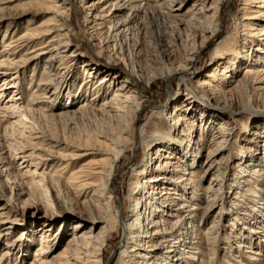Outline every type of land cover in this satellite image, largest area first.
<instances>
[{
  "label": "rangeland",
  "instance_id": "obj_1",
  "mask_svg": "<svg viewBox=\"0 0 264 264\" xmlns=\"http://www.w3.org/2000/svg\"><path fill=\"white\" fill-rule=\"evenodd\" d=\"M99 1L56 0L55 5L65 2L69 8L66 44L61 42L63 46L58 47L61 57L54 62L57 70L50 72H58L56 77L51 76L58 92L49 95L48 102L27 105L32 99V86L48 77L42 74L45 57L20 62L19 55L25 51L19 52L21 47L12 50L6 42L18 37L28 25L47 26L58 17H54L50 0H0V62H5L0 66V104L10 105L9 110H0V210L17 221V226L9 229L8 239H0V256L3 249L10 250L0 264H28L40 235L53 237L60 229L55 240L48 239L52 248H46L59 251L74 231L71 223L85 221L91 215L102 218L94 231L105 222L113 228L101 250L102 264H120L123 230L112 217L118 210L120 221L129 218L132 174L154 163L153 175H157L163 159L155 149L148 152L145 141L154 131L167 138L180 137L186 119L196 124L187 143L196 173L203 170L199 166L214 145L211 139L218 126H223L227 142L217 172L222 182L201 199L206 205L214 197L217 206L204 225L205 217L197 226L204 229L212 225L202 258L208 264H264L263 260L249 262L245 258L253 255L247 250L264 254V215L258 216L257 224L249 222L260 230L258 234L241 232L243 225L234 217L244 208L239 206L241 194L248 188L255 195L248 204L264 206V180L253 175L254 179L247 181L237 172L247 160L251 163L244 166L248 171L257 164L258 170L264 169V79L257 83L255 78L242 75L246 67H264V44L247 40L241 32L238 24L244 0H218V8L208 13L198 10L197 0H142L145 12L127 8L112 18L105 15L118 0ZM124 3L129 5L131 0ZM166 5L181 9L170 15ZM123 24L126 31L117 33ZM188 58H194L190 75L185 79L167 77ZM210 73L213 77L207 76ZM103 78L107 80L98 85ZM207 78L215 90L199 86ZM84 79L89 83L84 84ZM125 81L135 91L134 102L126 104L118 120H113L100 108L114 87ZM140 100L137 119L133 120V110ZM83 103L86 107L80 108ZM176 115L186 119L175 130L171 123ZM122 129H131L132 140L114 167V193H110L113 207L106 212L107 198L100 196L106 186L110 187L106 172L96 179L95 186L83 190L79 187L81 178L76 184L64 182L83 162L107 156L96 153L97 141L102 139L99 135L116 138L123 135ZM168 146L173 155L182 149ZM195 149H199V155L193 153ZM83 152L92 154L79 157ZM206 182L207 178L203 186ZM219 209L220 214H216ZM253 214L250 211V216ZM84 225L87 229L89 223ZM197 258L189 264H197Z\"/></svg>",
  "mask_w": 264,
  "mask_h": 264
},
{
  "label": "bare ground",
  "instance_id": "obj_2",
  "mask_svg": "<svg viewBox=\"0 0 264 264\" xmlns=\"http://www.w3.org/2000/svg\"><path fill=\"white\" fill-rule=\"evenodd\" d=\"M50 1L52 7L55 9L54 17H58L55 22L53 21L52 24L47 26L41 24H36L34 26L28 25L18 37L11 38L10 41L6 42L7 46H11L12 50L21 47L19 52L25 51V53L19 55L18 61L20 62H33L34 60L45 57V67L42 74L48 77L38 81L32 86L33 92L30 95L32 99L27 102V105L48 102L46 98L58 92V84L53 83L51 77H56L58 72H50L57 70L54 69V62L61 57L58 47L61 45V42L66 44L64 40L67 39L68 34L65 25L66 14L69 12V8L65 5V2L55 5L56 0ZM105 1L107 0H100L99 2ZM124 1L125 0H118V3L116 2L111 5L112 9L110 8L111 10L105 15V18H112L117 12L127 8L133 11L145 12V2L142 4V0H131L129 5H126ZM197 1H199L198 10L202 13L212 12L214 9L218 8L217 5L219 4L218 0ZM164 8H166L170 15H175L173 12L176 13L181 9V7H175L173 5H166ZM242 12L240 23L238 24L241 27L242 34L247 37V40H249V38L256 41L258 40L259 43H256L258 45L264 44V0H244ZM126 24H123L122 29L117 33L120 34L126 31ZM30 43L33 45L31 49H28L27 46ZM216 54L217 52L215 51L214 55ZM193 61L194 58L186 59V61L175 66L167 77L180 76L182 79H185L191 74L194 68ZM3 63L5 62L1 60L0 66H4ZM242 75L243 77H253L257 83H262L264 79V67H246ZM207 76L213 77V73ZM106 80V78H103L98 85H101ZM89 81L88 79H84L83 82L86 84L89 83ZM125 82L126 83L114 87L112 95L105 98L106 100L100 108L102 113L113 120H118L121 116L120 113H123L122 108H124L126 104L130 103L131 100L134 102L135 96L132 95V93L135 91L131 90L127 81ZM199 86L205 87L207 90H215V87L208 78L202 79ZM190 92L194 93L192 90ZM192 98L193 97H190L188 99L191 100ZM39 99H42V101H38ZM141 102V100L136 102L137 107L133 110V120L137 119ZM84 107H86V104L83 103L80 105V108ZM9 108L10 105L6 103L0 104V110L2 111H7ZM189 109L191 110L190 106ZM27 111L30 112L31 109L27 108ZM185 119L186 118L180 115H176L171 124L174 125L176 130L177 127L181 125L182 120ZM185 121L187 123L180 137L174 138L169 136V138H167V135H158V133L154 131L149 135V141H145L146 150L148 152L154 149L157 150L156 154L163 159L158 166L160 173L157 175H153L154 163L149 166L152 157L145 163L146 166H149L147 167L148 169L137 170V172L132 174V180L128 188V199L131 201L129 218L126 221H120L118 219V210H116V214L112 217L116 223L121 225L123 230V240L122 243H119L121 249L120 264H189L196 260L197 257H199L197 258V264H208V261L204 260L202 256H204V251H206L205 245L210 238L209 234L212 231V225L204 229H200L197 226L200 225L205 217L201 224L204 225L207 216H209L217 206L214 203V197L209 198L210 203L206 205L201 204V199L207 193H212V191L216 190V186L222 182L217 172L219 171V163H221V154L227 142L224 137L223 126H218L217 132L211 139L214 145L208 149L204 161L201 166H199V168L203 170L201 173H196L194 170L193 155L187 152V143L192 140L191 133L196 124L193 119H186ZM121 133L123 135L117 136L116 138H112L109 135H99L102 139H98L99 141H97L96 144L97 148L85 149H95L97 150L96 153L107 156L99 158L98 160H87L83 162L64 182L76 184V180L81 178L79 187L83 190L95 186L94 182L96 179L106 172L110 187L106 186L100 194L101 197L107 198L105 202L106 212H110L112 209L111 207H113L111 202L113 196L110 195V193H114V188L112 186L114 167L122 158L125 145L132 140L131 129H122ZM169 144L180 146L182 149L179 153L173 155L174 153L169 149ZM198 150L196 151L195 149L193 153L199 155L200 151ZM162 151H164V154H159ZM89 154L92 153L83 152L79 157H84ZM176 158L178 161L174 162L173 160ZM261 163L262 160L260 164ZM169 165H171L172 168H168ZM245 165L250 166V161L247 160L245 163L240 164L237 169L242 179L247 178V181H251L254 179L253 175H256L259 180H264V175L260 176V174H264V169H260L261 171L258 170L257 166L259 164L253 169H249V171L247 170L248 168L244 167ZM105 167H108V170ZM60 170L61 168L57 171ZM143 174L146 175L143 177ZM206 178L207 182L205 186H203V182L206 181ZM253 183L257 182L253 181ZM249 185L251 186V184ZM250 189L251 188H248L246 193L241 194L242 198L239 206L244 208L239 209L240 213L237 211V215H234V217L237 218L236 223L243 225V227L241 226L240 228L241 232L245 230L247 233L258 234L260 230L252 227L249 222L253 221L255 224L258 223V216L260 217L261 214L264 215V206H259V204L256 203L248 204L252 203L253 197H255V195L250 193ZM253 194H255V192ZM208 196L210 197V195ZM250 211L255 212V214L250 216ZM200 212H202L201 216H199ZM216 214H220V209ZM244 215H247V217ZM197 218H199L198 221ZM80 221L77 220L71 223L74 231L68 235L65 245L59 251L54 252V250L49 251L46 249L52 248L50 245L52 241H48L52 235H40L39 243L35 247L34 254L32 255L33 258L28 264H102L101 250L104 246L105 239L109 236L113 228H111L108 222H105V224L99 225L100 229L94 231L98 224L102 222V218L93 215H91L90 218H85V221L84 219ZM86 222L89 223L87 229L84 225ZM16 224L17 221L15 218L5 215L4 212L0 210V228H2L0 231V239H8L7 237L10 234L9 229L17 226ZM60 232V229L56 231L50 240H55ZM238 234H240V232ZM236 236L241 238L239 235ZM240 246L245 247L243 244H240ZM9 251L10 250L7 248L3 249L0 259L6 258L7 254H10ZM247 252L253 254L252 256L247 255L245 257L249 262L250 260L264 261V254L257 249L247 250ZM196 255H200L201 258ZM36 261L38 262L36 263ZM240 263L245 264L244 262Z\"/></svg>",
  "mask_w": 264,
  "mask_h": 264
}]
</instances>
